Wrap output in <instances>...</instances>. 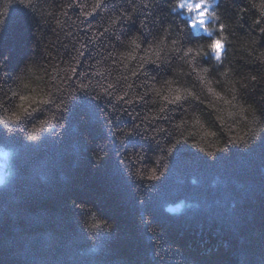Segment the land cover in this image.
Here are the masks:
<instances>
[{
    "label": "clouds",
    "instance_id": "1",
    "mask_svg": "<svg viewBox=\"0 0 264 264\" xmlns=\"http://www.w3.org/2000/svg\"><path fill=\"white\" fill-rule=\"evenodd\" d=\"M224 4L232 6L231 0H0V35L10 10L20 6L31 14L34 37L31 55L15 72L7 70V55L0 58V129L9 134L19 131L32 144L45 136L59 138L74 105L87 98L98 106L104 135L88 151L93 168L111 156L137 188L143 184L147 190L166 176L174 154L189 141V149L209 162L233 149L249 151L264 138V115L241 96L240 89L247 87L241 81L248 78L236 75L234 25L225 19ZM245 13L249 31L240 47L250 57L247 62L259 65L264 75V49L256 47L264 40V0H243L237 22ZM92 17L96 19L88 22ZM46 27H51L55 39L48 38L43 46L50 61L40 64L34 54ZM81 31L90 35L81 36ZM190 35L203 38L191 40ZM110 38L111 45L106 43ZM92 45L97 51L91 55L98 59L91 67L85 60L77 76ZM63 49L71 50L72 56L61 63ZM122 117L133 123L114 126ZM130 137L143 141L135 157L132 149L126 152ZM83 141L91 145L86 134ZM14 156L12 149L0 148V188L14 176ZM145 160L149 163H141ZM190 183L198 181L193 177ZM143 199L141 195V203ZM68 207L79 212L80 228L89 240L120 231L94 203L71 198ZM194 207L180 201L166 205L164 211L180 216ZM138 223L146 228L155 255L164 261L163 229L148 215L138 217ZM165 247L170 255L179 251ZM211 251L217 250L206 254Z\"/></svg>",
    "mask_w": 264,
    "mask_h": 264
},
{
    "label": "trees",
    "instance_id": "2",
    "mask_svg": "<svg viewBox=\"0 0 264 264\" xmlns=\"http://www.w3.org/2000/svg\"><path fill=\"white\" fill-rule=\"evenodd\" d=\"M242 3L231 0V7L223 5L226 21L234 25L232 58L236 75L248 78L241 81L247 85L240 89L241 96L264 115V75L259 65L247 62L250 57L240 47L249 31L247 13L237 22ZM32 25L27 10L20 6L10 10L7 27L0 35V58L7 55L8 71L15 72L31 55ZM80 35L90 33L81 31ZM48 38L55 39L51 27L42 28L43 43L38 42L34 54L37 63L47 64L51 59L43 52ZM197 38L203 37L190 35L191 40ZM113 42L110 38L106 43ZM84 43L88 45L87 40ZM97 45L104 47L100 41ZM256 47L264 49V40ZM95 51L96 45L89 46L77 76L84 70L85 60L91 67L98 59L91 55ZM71 56V50L63 49L61 63ZM252 75L257 80L251 81ZM98 112L97 105L82 97L74 105L61 137L45 136L38 144L26 142L19 131L9 134L0 129V148L15 153L14 176L0 188V264H264V138L247 152L233 149L214 162L190 150L189 141L174 155L178 160H197L199 167L181 171L176 177L166 175L147 190L143 184L137 188L111 156L100 168H93L88 151L104 139ZM132 123L131 118L122 117L114 126ZM85 134L91 145L84 143ZM137 139L127 141L126 152L132 149L133 157L143 147ZM193 177L196 185L190 183ZM71 198L94 203L120 231L89 240L80 228L79 212L68 207ZM180 201L197 207L186 209L180 216L164 211L166 205ZM144 215L163 229L165 245L178 247V252L170 255L162 245L164 261L155 255L146 228L138 223V217ZM214 249L217 251L206 254Z\"/></svg>",
    "mask_w": 264,
    "mask_h": 264
},
{
    "label": "rangeland",
    "instance_id": "3",
    "mask_svg": "<svg viewBox=\"0 0 264 264\" xmlns=\"http://www.w3.org/2000/svg\"><path fill=\"white\" fill-rule=\"evenodd\" d=\"M137 140L140 141L139 138ZM140 142L142 143L143 141H140ZM176 157L177 156L174 155L172 158L170 169H169L168 173L166 174L168 177L169 176L170 177L180 176L179 174L181 171L187 172V171H190L192 169L193 170L197 169L196 167H199V165L201 164V162H199L197 160H187L185 158L183 160H178ZM141 163H147V160L142 161ZM216 164H218V163H216Z\"/></svg>",
    "mask_w": 264,
    "mask_h": 264
}]
</instances>
